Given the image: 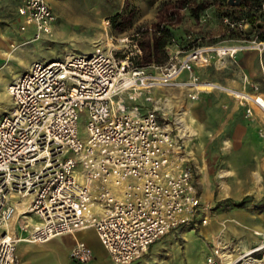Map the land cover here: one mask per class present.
<instances>
[{
    "label": "built area",
    "instance_id": "2783aa9c",
    "mask_svg": "<svg viewBox=\"0 0 264 264\" xmlns=\"http://www.w3.org/2000/svg\"><path fill=\"white\" fill-rule=\"evenodd\" d=\"M17 13L34 25V40L49 35L57 18L47 0H23ZM253 43L264 48L262 41ZM243 48L167 47L166 63L141 65L139 48L113 52L99 44L89 54L32 63L8 85L13 108L0 117V264H17L19 241L44 243L85 228L94 229L113 264H132L160 237L205 224V216L198 218L204 207L183 128L161 118L157 106L142 111L137 101L154 88L178 87L189 89L191 99L217 88L251 102V95L193 73L194 65ZM183 71L189 77L181 79ZM84 113L88 136L82 141L78 120ZM16 219L19 236L12 228ZM262 250L264 237L228 264ZM69 257L85 264L93 252L78 241ZM206 264H223L222 256L215 251Z\"/></svg>",
    "mask_w": 264,
    "mask_h": 264
},
{
    "label": "rangeland",
    "instance_id": "374dc122",
    "mask_svg": "<svg viewBox=\"0 0 264 264\" xmlns=\"http://www.w3.org/2000/svg\"><path fill=\"white\" fill-rule=\"evenodd\" d=\"M11 1L13 0H0V26L7 23L5 18L8 16L12 15L11 21L14 18L13 9H5ZM47 2L57 18L53 22L51 33L42 36L41 41L37 40L38 45L31 46L28 57L32 62L61 59L70 53L89 54L99 44L113 52L116 51V47L124 52L135 50L139 44L136 42V35L140 30L143 27L151 29V31L145 29V35L142 37L143 42L149 43L153 38L152 28L160 23L171 24V29L178 38L189 34L195 37L201 34L203 28L208 31L212 20L209 9L198 18L190 15V8L196 6L195 0H47ZM173 13L176 14L175 18L171 15ZM205 36L203 40L209 41L211 36L208 34ZM253 41H257L256 38L250 37L246 41L234 42L243 45V49L259 51ZM141 54L143 55V52ZM215 72L223 79L228 77L222 70ZM160 95L162 97L171 95V92L163 90L155 97L160 98ZM230 97L229 107L235 101L245 105L247 125L254 129L248 135L246 131L244 133L239 131L237 118L228 119L229 109L218 112L213 121L215 123L202 122L196 116L195 123L191 124L181 111L173 120L177 121L179 128H183L181 133L184 145L188 142L196 144L192 148L199 163L193 166V157L187 155L198 178H203L204 186L213 192L216 209L246 206L252 210L264 209V111L250 101L240 100L232 94ZM178 99L180 108L172 105L170 109L173 112L176 109L183 112L185 105L191 102L187 95L186 98L180 96ZM243 113L242 109L241 114L244 115ZM87 120L85 113L81 114L78 120V133L82 141L88 136ZM247 125H244L245 128ZM225 192H229L230 197L223 198L222 194ZM73 244L74 237L71 234L57 235L44 243H32L28 252L20 258L21 264L25 260L30 264L59 262L69 264L68 252ZM205 245V240L198 231L183 228L160 237L132 264H206L208 249ZM244 261L248 264H264V250L251 253L237 263L243 264Z\"/></svg>",
    "mask_w": 264,
    "mask_h": 264
},
{
    "label": "crops",
    "instance_id": "0c3cea01",
    "mask_svg": "<svg viewBox=\"0 0 264 264\" xmlns=\"http://www.w3.org/2000/svg\"><path fill=\"white\" fill-rule=\"evenodd\" d=\"M22 1L13 0L9 3L10 5L5 6V9H13L14 18L11 21L12 15L8 16L5 18L7 23L0 26V117L13 108V100L7 90L8 85L29 69L34 62L29 61L28 57L31 46L38 45L36 41L42 40L41 37L37 40L33 39L35 34L34 25L26 24L24 17L17 13L18 6ZM233 44L237 43L234 42ZM168 47H171V50L179 48L177 45ZM216 70H222L228 74V77L224 79L221 75H218L221 78L218 77L215 72ZM193 73L200 80L215 82L241 93L264 95V48L259 51L248 48L240 49L233 57L225 56L222 59L212 56L208 64L194 65ZM187 77H189L187 71H183L180 75L181 79ZM163 90L171 92V95L163 97L160 95L162 98H156L155 95ZM188 93L189 89L186 88H154L149 93H145L137 103L142 111L157 106L158 115L163 119L170 120L171 123L174 119L173 117L177 116L180 111L193 124L196 121V116L202 122H213L218 112H224L229 109L227 117L230 120L237 118L240 126L239 131L243 133L246 131L248 135L250 131L254 130L251 125H247L245 105L233 101V105L229 107L231 98L229 92L217 88L200 90L196 99H191ZM186 95L188 100L191 101L190 104L185 105L183 112L181 109H176L173 112L170 109L171 106L174 105L175 108H180L177 103L179 100L178 97L185 96L186 98ZM242 109L244 115L241 114ZM244 125H247V127L245 128ZM193 145L191 142L184 145V152L186 155L190 154L193 157L192 164L195 166L199 161L197 160L198 158L196 159L192 148L196 144ZM192 174L193 182L197 187L201 204L204 207V211H200L198 218L205 216L207 222L205 224H199L195 229H189V231H198L201 237L204 238L205 247L208 249L207 256L213 255L217 251L222 256L223 264L232 263L237 260L240 254L248 252L263 241L264 209L252 210L248 206L216 209V199L213 192L209 191L207 186H204L203 178H198L193 168ZM225 194H222L223 198L230 197L229 192H225ZM17 227L18 220L16 219L12 225L15 236L21 235ZM72 235L74 237V244L81 241L92 249L93 257L91 261L85 264H113L108 252L98 240L93 228H85ZM30 244L32 243L21 241L16 243L17 264H21L20 258L28 252ZM22 263L30 264L27 260ZM74 263L79 264L69 257V264ZM59 264L61 263L59 262Z\"/></svg>",
    "mask_w": 264,
    "mask_h": 264
},
{
    "label": "trees",
    "instance_id": "16d2710c",
    "mask_svg": "<svg viewBox=\"0 0 264 264\" xmlns=\"http://www.w3.org/2000/svg\"><path fill=\"white\" fill-rule=\"evenodd\" d=\"M195 2L196 6L193 9L190 8V15L193 17H200L207 9L210 11L212 20L208 31L203 28L198 36L192 37L189 34L178 38L171 29V24L160 23L152 28L153 38L147 43L142 41V37L145 35V29L150 31L151 29L143 27L136 35L138 48L143 52V55L140 53L135 57L136 63L141 65L164 64L169 58L166 48L172 45H177L181 50L186 51L199 45L246 41L250 37L264 42V10L262 7L264 0H239L236 4H230L229 0H195ZM171 15L176 16L175 13ZM225 19L229 23L225 22ZM238 23H242L244 28H239ZM205 34L211 36L209 41L203 40L206 37Z\"/></svg>",
    "mask_w": 264,
    "mask_h": 264
},
{
    "label": "bare ground",
    "instance_id": "6f19581e",
    "mask_svg": "<svg viewBox=\"0 0 264 264\" xmlns=\"http://www.w3.org/2000/svg\"><path fill=\"white\" fill-rule=\"evenodd\" d=\"M255 47V46H254ZM249 99H251L252 103H256L257 105H259L261 107V109L264 111V95H255V96H251L249 97ZM237 218V217H236ZM239 226V225H238ZM72 235V234H71ZM243 264H248L246 261H244ZM256 264V263H255Z\"/></svg>",
    "mask_w": 264,
    "mask_h": 264
},
{
    "label": "water",
    "instance_id": "95a60500",
    "mask_svg": "<svg viewBox=\"0 0 264 264\" xmlns=\"http://www.w3.org/2000/svg\"><path fill=\"white\" fill-rule=\"evenodd\" d=\"M239 2V0H229V3L230 4H236V3H238Z\"/></svg>",
    "mask_w": 264,
    "mask_h": 264
}]
</instances>
